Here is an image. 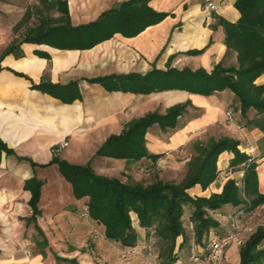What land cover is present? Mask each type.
<instances>
[{"label": "crops", "instance_id": "0c3cea01", "mask_svg": "<svg viewBox=\"0 0 264 264\" xmlns=\"http://www.w3.org/2000/svg\"><path fill=\"white\" fill-rule=\"evenodd\" d=\"M29 1L0 0V141L10 150L0 155V264H102L135 249L107 240L105 228L88 216L84 200L69 204L60 196L45 199L43 192L52 180L45 174L57 169L60 179L65 180L59 166L51 164L58 155L73 164L90 162L97 175L124 183L131 175L140 178L144 174L141 167L157 165L160 179L169 181L177 175L175 172L186 168L196 144L229 137L238 140L241 152L258 164L259 190L264 194V115H257L253 108L241 114L232 91L211 96L180 90L135 95L109 92L89 82L131 73L146 75L154 68L166 70L169 65L209 73L218 64L237 66V53L227 48L225 30L219 24L220 19L231 23L240 19L237 0H214L213 7L203 0H152V9L169 16L137 37L117 34L84 51L26 43L20 52L4 55L13 42L12 30L25 12L24 2ZM125 1L67 0L71 23L80 26L94 22ZM193 51L201 53L189 54ZM73 82L79 84L81 99L72 104L34 87ZM256 84L264 85V74ZM186 103L190 105L175 129L163 130L155 125L146 135L148 151L162 155L156 164L146 159L128 164L96 155L111 135H120L131 121L153 112L165 114L169 108ZM227 112L233 114L232 122ZM65 143L68 146L63 147ZM233 158V153H223L218 161V179L207 190L197 185L189 194L209 198L221 194L229 179L242 181V168L230 173ZM223 175L228 176L224 181L220 179ZM32 178L44 182L42 215L37 217L39 230L29 221L32 194L25 185ZM60 183L55 185L61 187L63 180ZM241 210L225 205L212 214L218 217L224 233L234 213L242 212L243 219L264 217V206L251 213ZM132 219L139 241L146 240L147 231L140 227L137 215L132 214Z\"/></svg>", "mask_w": 264, "mask_h": 264}, {"label": "trees", "instance_id": "16d2710c", "mask_svg": "<svg viewBox=\"0 0 264 264\" xmlns=\"http://www.w3.org/2000/svg\"><path fill=\"white\" fill-rule=\"evenodd\" d=\"M151 1L128 0L106 11L94 22L73 26L67 0H41L42 8L36 12L29 6L12 32L18 35L29 27L35 17L39 18V24L29 29L21 40L14 39L4 55L20 52L26 43L48 45L59 50L84 51L111 40L117 34L125 38L137 37L169 16L152 9ZM235 7L241 14L240 19L236 23L220 19L219 24L225 30L227 48L237 53V66L218 64L209 73L205 69L180 70L169 65L166 70L154 68L146 75L131 73L94 78L89 82L100 84L109 92L135 95L180 90L211 96L230 90L239 102L241 114L245 115L253 108L257 115H264V85L256 84L264 74V0H237ZM53 12L57 15H53ZM34 87L66 104L81 99L77 82L68 85L41 83ZM189 105H176L165 114L153 112L131 121L120 135H111L96 155L125 160L128 164H136L144 159L156 164L162 155L148 151L146 135L149 129L155 125L163 130L175 129ZM239 146L238 140L229 137L196 144L195 154L186 165V175L179 183L156 178L150 184H128L97 175L89 164L75 165L57 156L51 164L59 166L62 176L71 184L75 198L85 201L88 216L105 228L107 240L124 247H136L139 234L132 219V214H136L140 227L147 231L148 236L153 233L158 238L161 264H177L180 261L176 253L179 238H182L179 251L194 242L195 246L204 249L202 256L205 257L211 242L227 233L220 229L221 224L212 213L225 205L240 207L241 211L247 213L264 206V194L259 190L258 164L241 152ZM2 151L10 152L0 141V155ZM225 152L234 154L231 167L247 165L244 190L234 179H229L221 194H212L209 198L192 197L189 190L197 185L207 190L218 179L219 157ZM43 184V181L32 178L25 185V190L32 194L29 202L32 217L29 221L36 224L37 230V217L42 215L40 202ZM187 208L191 212L189 221L193 224L192 228L184 223ZM241 213L230 216L238 214L242 217ZM188 264H191V259ZM240 264H264V225H260L240 247Z\"/></svg>", "mask_w": 264, "mask_h": 264}, {"label": "rangeland", "instance_id": "374dc122", "mask_svg": "<svg viewBox=\"0 0 264 264\" xmlns=\"http://www.w3.org/2000/svg\"><path fill=\"white\" fill-rule=\"evenodd\" d=\"M40 1L41 0H30L28 3L24 2V5L22 4L24 6V9H25L23 17H24L26 10L29 6L33 7L36 12H37L38 8L41 9L42 5H41ZM52 14L57 15L55 12H53ZM38 24H39V18L35 17L32 20V22L28 25L29 27L27 29H23L18 35H14L12 33L13 34L12 35L13 40L16 38L18 40H21L27 34V31L29 29L36 27ZM190 154L194 155L195 152L191 150ZM58 158H60L59 155H58ZM68 163H70V162H68ZM71 164H73V163H71ZM88 164L91 165L90 162ZM88 164L80 165V166H87ZM75 165H79V164H75ZM157 168H159L157 165H155V166L147 165V166L141 167L139 170L143 169L144 171L142 170L141 172H144V174H141L140 178H138V177L135 178L133 175H131V176H129L128 180L125 181V183H128V184H136V183L150 184V183H153L156 180V178L160 179L159 174L156 173L158 170ZM153 171H155V172H153ZM53 172H51V174H45L46 176L49 175L50 179H52L49 182L51 184L49 186V188L43 192V196L45 197V199L46 198L55 199L56 197L60 196V199H62L64 202H68L69 204L72 203V201L73 202L74 201H76V202L80 201V200H77L73 196V193H72L71 187H70L71 186L70 183H68L64 179H60L58 170L54 169ZM175 173L177 175L174 174L172 179H169V181L179 183L183 180V178L186 175V168L180 169L178 172H175ZM125 176L128 177V175H125ZM111 179H116V178H111ZM60 180H63L62 184L64 185L65 188H63V185L61 187L55 185V184L61 185ZM119 180H121V179H119ZM190 213H191L190 210L187 208L186 215L184 218V223H185L186 227L192 228L193 224H192V222L189 221L190 220ZM212 215L214 216V214H212ZM217 218L218 217H216V219ZM238 222L240 223V225L242 227H248V226H253V225L254 226L263 225L264 224V217H253V218L252 217H246L243 219L240 216V219L238 220ZM248 237L249 236H246L244 238V242L247 240ZM177 244H178V241H177ZM180 244L181 243L179 242V245ZM179 245H177L176 253L178 252V256L180 258V261L177 264H188V262L190 261L189 257H191V255L194 252H197L198 250H199V252L202 251V248L195 246L194 242H192L191 245H189V246H185V248L180 250V251L178 250ZM158 246H159L158 238L154 234H152V235L150 234L149 236L146 237V240L142 239L141 241H138L137 246L133 247L135 249H133V250L129 249L128 251L125 250V252L119 256V258H113L111 261H109V263L103 262L102 264H161V261L158 257V253H159L158 248H157ZM241 246L233 245L232 247H230L226 251V253L222 259V264H240V247Z\"/></svg>", "mask_w": 264, "mask_h": 264}, {"label": "built area", "instance_id": "2783aa9c", "mask_svg": "<svg viewBox=\"0 0 264 264\" xmlns=\"http://www.w3.org/2000/svg\"><path fill=\"white\" fill-rule=\"evenodd\" d=\"M205 4L209 7H213L214 0H203ZM228 121L232 122L233 114L231 112H227ZM68 146L67 143L63 145V147ZM242 168L243 178L242 181L237 182V185L244 190V177L246 173L247 165L240 166ZM236 168H231L230 173L233 172ZM228 176H220V179L224 181ZM244 198L245 195L243 194ZM240 219V215L236 214L233 217H230V228L227 233L223 237L215 238L208 249V253L205 257H203V253H205L204 249L201 252H194L191 255V264H222V259L226 253V251L232 247L233 245L241 246L244 243V238L246 236H250L255 232V230L260 226H248L242 227L238 220ZM264 225V224H263Z\"/></svg>", "mask_w": 264, "mask_h": 264}]
</instances>
